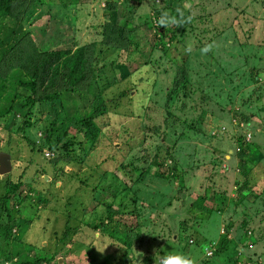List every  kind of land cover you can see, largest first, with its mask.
Instances as JSON below:
<instances>
[{"label": "rangeland", "instance_id": "obj_1", "mask_svg": "<svg viewBox=\"0 0 264 264\" xmlns=\"http://www.w3.org/2000/svg\"><path fill=\"white\" fill-rule=\"evenodd\" d=\"M67 1L60 12L46 9L45 1L32 6L23 25L10 16L0 19V51L104 43L100 31L113 10L119 20L139 24L140 45L153 44V30L141 22L154 18L153 9L163 3L174 8L177 20H187L174 28L184 42L172 43L189 50L190 90L184 95L175 85L177 65L158 45L148 65L103 92L101 120L107 125L95 139L76 138L80 125L73 133L50 103L34 106L30 118L18 111L0 116V152L12 164L0 174V195L8 179L29 183L16 204L24 205V231L12 230L10 258L0 257V264H98L102 255L93 245L103 241L102 249L117 250L99 230H125L118 217L108 218L107 205L115 210L131 191L135 213L125 218L134 217L141 229L121 264H154L161 245L194 264H264V0ZM115 50L122 61L124 50ZM66 139L73 142L71 161L61 155ZM241 140L258 149L248 148V159L253 151L261 156L247 163L238 151ZM154 154L165 173L180 171V177L152 170ZM136 167L152 171L137 181ZM98 198L102 206L94 207ZM0 219L7 223L2 209ZM244 232L254 243L242 241Z\"/></svg>", "mask_w": 264, "mask_h": 264}, {"label": "trees", "instance_id": "obj_2", "mask_svg": "<svg viewBox=\"0 0 264 264\" xmlns=\"http://www.w3.org/2000/svg\"><path fill=\"white\" fill-rule=\"evenodd\" d=\"M42 1H45L46 9H53L58 12H60L59 5L65 7L69 4L67 0H60L58 3L52 0H0V19L10 16L20 25H23L21 20L25 12L34 5L42 4ZM78 1L82 2V0H75L72 4L76 5ZM136 1L139 2V0ZM153 10L154 18L147 16L141 22L150 30H153V44L143 40V44L140 45L137 40L139 24L128 21L126 16V18H122L124 20H119L113 10L109 14L111 19L107 24H103V29L100 31L104 43L93 41L76 47L74 50L60 49L43 52H39L36 47L31 48V51H24L21 46L15 45L6 51H0V116H7L11 111H18L22 117H25L28 113V118H30L34 106L38 107L40 104L50 103V106L55 107L56 116L60 117L63 122L68 121L71 123L73 133L77 131L75 126L80 125L75 135L76 138L81 140L94 137L95 139L96 136H99L100 129L107 125L105 121L101 120L104 111L107 109L103 92L118 81L126 79L142 66L148 65L152 51L158 45H160L161 50L166 51L165 54L168 55L170 60L173 59L175 65H177V71L180 75L175 80V85L183 89V94L186 95L187 91L190 90H188L190 83L186 71L189 50L183 47L180 52L177 48L179 44L173 45L172 42L174 41L184 42L176 37L174 31L176 24H169L165 28L156 23V18L159 17L162 10H167L173 17H176L177 14L174 12L173 7H164L163 3H160ZM1 41L0 39V44ZM116 48L124 50L125 58L122 61L115 58V56L119 57L117 56L119 53L115 55ZM7 53L9 54L7 55ZM177 53H179V56L175 57ZM116 69L119 70L120 75L115 73ZM73 119L76 120V124H74ZM80 132L83 134L81 137L79 136ZM238 144H240L238 151L247 163H252L261 156L260 153L255 154L253 151V155L248 159L246 156L247 149L250 147L256 148V146L245 140L239 141ZM72 145L73 142L66 139L61 146L65 149L63 153L56 148L54 149L57 150L58 155L61 153L64 158L71 161L74 156ZM88 149L89 147L87 152ZM82 152L85 156L86 152L84 150ZM155 157L158 158L154 154L150 159L149 166L153 164L155 168L152 170H155L158 175L173 176L174 179L180 177V171L165 173L163 162L156 160ZM148 167L146 169L136 167L139 170L137 181H141L144 173L152 171ZM113 176L111 174V177ZM17 181L8 179L4 183V192L0 195V209L5 211L7 221L3 225L0 223V247L4 248L0 249V257L3 259L10 258L7 248L10 239L14 238L12 230L17 228L20 231L19 235H21V231H24L22 227L20 228V225H23V220L19 217L24 205L17 208L16 204H22V201L18 199L22 195V190L29 187V183H23L20 178ZM136 196L132 191L123 194V199L115 205V210L112 209L114 204L108 203L107 212L110 214L108 218L118 217L116 221L119 224L121 222L125 230L120 231L115 228L109 230V232L99 230L102 237L104 235L109 236L112 243L115 242L117 250L110 252L109 248L105 247L103 251H100L103 241L98 246L89 245L92 246V249L95 246L102 255V259L98 264H121L122 258L124 261L126 260L124 256L127 255L133 243V238L139 236L141 229L138 226L139 222H135L134 217L125 218L135 213ZM44 201L46 202L45 198ZM100 201L98 198L94 207L96 205L102 206ZM119 217H122L121 220H119ZM23 219L25 220V218ZM67 232L68 230L64 233V238H67ZM19 235L15 239L21 241ZM242 239L247 245L248 243H254L252 237L247 235L246 232L242 234ZM81 244L83 245V243ZM117 255H121V257Z\"/></svg>", "mask_w": 264, "mask_h": 264}, {"label": "clouds", "instance_id": "obj_3", "mask_svg": "<svg viewBox=\"0 0 264 264\" xmlns=\"http://www.w3.org/2000/svg\"><path fill=\"white\" fill-rule=\"evenodd\" d=\"M187 19H190V17ZM182 22H187V20L179 21L176 17L171 16L167 10H162L156 21L159 26H164L165 28L169 24L180 25ZM203 51H207V48H205ZM99 250L103 251V249ZM138 261L140 264H143L142 260ZM153 261L154 264H194V260L187 254L178 251H165L163 245H161V248L159 249V254H157V250H155Z\"/></svg>", "mask_w": 264, "mask_h": 264}, {"label": "water", "instance_id": "obj_4", "mask_svg": "<svg viewBox=\"0 0 264 264\" xmlns=\"http://www.w3.org/2000/svg\"><path fill=\"white\" fill-rule=\"evenodd\" d=\"M12 169L10 155L0 152V174L5 175ZM46 177V176H45Z\"/></svg>", "mask_w": 264, "mask_h": 264}, {"label": "built area", "instance_id": "obj_5", "mask_svg": "<svg viewBox=\"0 0 264 264\" xmlns=\"http://www.w3.org/2000/svg\"><path fill=\"white\" fill-rule=\"evenodd\" d=\"M44 155H45V156H49V153H47V152H44Z\"/></svg>", "mask_w": 264, "mask_h": 264}]
</instances>
